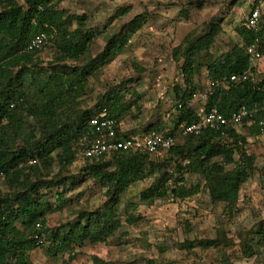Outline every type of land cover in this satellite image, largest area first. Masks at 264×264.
I'll return each mask as SVG.
<instances>
[{"label": "trees", "instance_id": "trees-1", "mask_svg": "<svg viewBox=\"0 0 264 264\" xmlns=\"http://www.w3.org/2000/svg\"><path fill=\"white\" fill-rule=\"evenodd\" d=\"M63 1L0 0V264H31V251L35 248L46 246L49 251L65 252L87 241H108L123 225L119 212L124 192L148 178L153 181L142 192L143 200L170 194L181 199L193 197L200 192V185L187 187L185 176L197 174L204 177V187L214 202H223L234 209L242 185L254 170L255 159L247 151V137L236 126H230L225 128V134L212 129L198 135L184 134L182 142L176 140L171 148L156 154L119 152L108 160H89L80 180L63 175L77 158L80 142L91 136V118L103 109L116 119L118 137L129 135L123 132L121 124L134 104L126 101L119 90L103 95L93 109H82L80 99L86 93L90 77L121 53L148 21L147 14L135 16L109 38L99 55L88 59L96 32L86 29L85 17H65V12L59 13L55 2ZM73 22L77 27L72 28ZM221 29L218 24H211L206 35L190 34L182 48L174 50V60L179 63L183 59L180 68L186 86L182 92L180 88L177 90L179 113L168 132L164 133L162 123L147 131L176 138L181 125L194 123L213 109L230 117L245 105L263 106L264 78L257 82L230 79L232 74L249 67L247 59L233 50L220 55L211 52ZM237 31L246 51L259 40L264 54V27L256 30L246 22ZM42 32L53 36L50 44L55 48L54 57L46 66L39 60L43 49H28ZM81 60L85 62L83 66L68 64ZM204 67L210 82L205 90L207 98L201 100L203 113L198 114L191 102L200 100L194 98L195 93L202 92L198 90L196 77ZM217 81L219 84L212 85ZM259 120H264V109L248 126L250 135L263 133ZM162 154V161L153 159ZM56 164L60 165L57 172ZM87 178L105 189L107 201L103 208L76 212L75 220L57 229L47 228L48 214L63 211L68 205L66 192L75 190ZM127 221L135 224L138 218L130 214ZM38 224L42 227L37 231ZM37 232L45 238L43 245L34 239ZM196 243L206 248L216 245L213 240L186 241L182 247L192 248Z\"/></svg>", "mask_w": 264, "mask_h": 264}, {"label": "rangeland", "instance_id": "rangeland-1", "mask_svg": "<svg viewBox=\"0 0 264 264\" xmlns=\"http://www.w3.org/2000/svg\"><path fill=\"white\" fill-rule=\"evenodd\" d=\"M23 3L24 0H18ZM262 2V3H260ZM258 3L264 27V0H64L55 2L59 13L85 17L86 29L96 32L88 59L95 58L106 47L109 38L139 14L148 21L113 60L98 69L89 79L86 93L81 97L82 109H93L103 95L119 90L126 101L132 102L131 113L123 120L121 129L129 135H143L158 123L165 125L164 133L174 127L179 113L177 90L186 88L181 65L173 58L177 47L192 34L204 36L211 24L221 26L211 52L220 55L233 50L240 58L247 51L237 28L247 22L252 7ZM73 27L77 23L73 22ZM55 53L53 44L40 53L43 66ZM71 66H83L84 60L68 61ZM253 69H252V68ZM248 68L258 79L264 78V58ZM198 90L209 86L207 69L197 75ZM192 107L202 114L204 102L193 100ZM180 126L176 140L183 141ZM249 124L242 122L236 129L247 137V151L255 159L251 177L242 185L234 209L223 202H214L204 187L205 179L197 174L185 176L187 187L200 185V192L190 198L143 200L153 181L148 178L133 184L122 196L120 219L122 228L106 242L87 241L71 251H49L48 247L31 251V264H264V129L261 135H250ZM11 145V144H10ZM15 146V145H13ZM164 154L153 157L162 161ZM89 160L78 157L63 175L80 180ZM55 172L60 165H55ZM171 168V167H170ZM172 169V168H171ZM68 205L63 211L47 216V228L57 229L73 221L79 211L102 209L107 196L105 189L91 179L81 181L75 190L66 192ZM54 202V198L51 197ZM138 218L130 224L127 217ZM46 235V234H45ZM213 240L215 246L206 248L196 243L184 248L186 241ZM49 244H47L48 246ZM248 248H250L248 250Z\"/></svg>", "mask_w": 264, "mask_h": 264}, {"label": "built area", "instance_id": "built-area-1", "mask_svg": "<svg viewBox=\"0 0 264 264\" xmlns=\"http://www.w3.org/2000/svg\"><path fill=\"white\" fill-rule=\"evenodd\" d=\"M262 10L257 5L249 14L247 26L259 30ZM52 35L47 32H42L32 40L29 45V50L45 49L52 39ZM260 41L256 40L247 48V54L255 59H263L264 54L260 50ZM231 81L236 82L252 81L257 82L258 77L250 68L245 69L242 73H235L230 76ZM219 84V81L213 82L212 85ZM207 91L197 92L194 98L205 100ZM264 109L263 106H255L249 108L246 105L240 110L233 113L230 117L225 116L218 109H213L205 113L201 118L191 124H184L185 134L198 135L205 129L222 130L225 134V128L237 126L246 120L247 124H252ZM258 124L264 129V120H259ZM91 136L86 137L77 148L76 156L87 160L93 159H110L114 154L119 152H138L146 151L151 154H156L161 150H167L175 143L176 138L173 135H166L156 131H151L143 135H127L122 138L118 137V126L114 116L105 108L103 111L91 118L90 120ZM35 161H31L34 163ZM42 227L38 224L37 231ZM34 239L38 245L45 243L43 234L35 233Z\"/></svg>", "mask_w": 264, "mask_h": 264}, {"label": "crops", "instance_id": "crops-1", "mask_svg": "<svg viewBox=\"0 0 264 264\" xmlns=\"http://www.w3.org/2000/svg\"><path fill=\"white\" fill-rule=\"evenodd\" d=\"M260 3H262V2H260ZM259 6L260 7H262L260 4H259ZM243 58H245V59H247V61H248V63H249V65H254V63H256V61H258V60H261V59H255V58H252V57H243Z\"/></svg>", "mask_w": 264, "mask_h": 264}]
</instances>
